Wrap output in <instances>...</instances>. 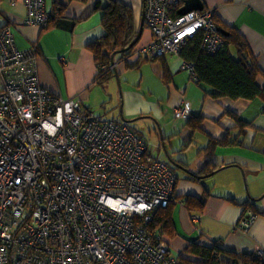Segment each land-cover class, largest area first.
<instances>
[{
    "label": "built area",
    "instance_id": "1",
    "mask_svg": "<svg viewBox=\"0 0 264 264\" xmlns=\"http://www.w3.org/2000/svg\"><path fill=\"white\" fill-rule=\"evenodd\" d=\"M185 1L144 0L152 38L123 60L178 54L199 34L203 49L219 50L225 37L215 11L181 13ZM24 3L26 24L46 27V0ZM15 30L0 29V264H179L166 238L147 225L177 202L173 168L124 122L96 117L80 97L44 86L37 45L20 49ZM120 61L101 70L115 71ZM181 68L196 78L191 63ZM174 113L189 118L191 108Z\"/></svg>",
    "mask_w": 264,
    "mask_h": 264
},
{
    "label": "crops",
    "instance_id": "2",
    "mask_svg": "<svg viewBox=\"0 0 264 264\" xmlns=\"http://www.w3.org/2000/svg\"><path fill=\"white\" fill-rule=\"evenodd\" d=\"M54 1L46 0V5L58 13ZM109 1L70 0L64 16L82 20L73 28H42L26 24L24 0H0V29L15 25L20 49L37 45L36 66L48 89L80 97L99 118L124 122L147 141L149 149L153 135L160 147L165 145L167 158L159 160L178 173L174 189L178 201L169 209L175 232L166 234L176 257L191 242L207 247L218 243L237 252L243 264L242 255L264 250V94L254 99L215 97L181 68L185 61L181 53L136 57L132 67L122 60L113 74L100 78L91 45L105 34L100 7ZM118 1L131 9L132 29L138 35L141 31L135 47L148 43L152 33L142 29L144 0ZM202 1L223 26L234 28L245 39L261 69L257 82L264 87V0ZM136 38L129 36L130 44ZM230 49L237 56L236 46ZM182 104L191 108L189 118L175 116V108ZM224 137L241 143L212 146L213 140ZM209 162L216 169L193 179L192 174ZM187 196L203 199L202 205L190 206ZM253 213L257 215L251 225L242 227L241 220Z\"/></svg>",
    "mask_w": 264,
    "mask_h": 264
},
{
    "label": "trees",
    "instance_id": "3",
    "mask_svg": "<svg viewBox=\"0 0 264 264\" xmlns=\"http://www.w3.org/2000/svg\"><path fill=\"white\" fill-rule=\"evenodd\" d=\"M69 1H54V6L58 13L51 12L49 25L46 28L53 27V25L73 28L82 20L81 18L66 19L63 13ZM56 5L58 6L56 7ZM96 9H99V7H96ZM100 9L104 12L103 26L105 34L93 43L91 47L100 68V78H105L113 74L114 70L105 72L101 70V66L103 64H110L111 57L115 52V61L123 60L126 56L130 55L136 47L134 45V47L125 50L130 45L129 36L136 38L138 31L132 29L130 23L132 11L124 3L118 0H110L105 6L100 7ZM214 19L218 30L225 37V43L219 50L211 53L203 49L202 36L199 34L183 46L180 51L185 61L193 65L196 82L208 92L211 90V94L215 97L228 96L233 99H254L263 95L264 87L260 86L257 82L261 69L256 59L249 53L245 39L234 28L223 26L215 17V14ZM232 45L236 46L238 50L237 56L231 52L230 47ZM117 55L118 57H116ZM142 57L157 58L162 56L144 55ZM137 59L139 60L141 57ZM124 61L127 67L137 64L134 63V59H125ZM240 126H245V123L240 122ZM197 127L199 128V125ZM240 143L241 141L238 138L230 140L228 137H224L213 140L212 146ZM212 169H216V166L209 162L198 173H193L192 178L199 180L203 178L204 175L202 174H211ZM176 199L178 201L177 195ZM185 200L190 206L196 204L200 207L203 203V199L191 196H187ZM172 204L166 208H159L155 212L153 219L147 224L149 230L163 235L164 238H166L167 233L173 235L175 232L169 210ZM166 240L168 241L167 238ZM169 248H171L170 245ZM242 256L244 259L243 264H264V259H259L257 255L250 257L246 255ZM177 258L179 264H240V255L237 252L225 249L218 243L212 247H207L196 242H191Z\"/></svg>",
    "mask_w": 264,
    "mask_h": 264
},
{
    "label": "water",
    "instance_id": "4",
    "mask_svg": "<svg viewBox=\"0 0 264 264\" xmlns=\"http://www.w3.org/2000/svg\"><path fill=\"white\" fill-rule=\"evenodd\" d=\"M204 8H205V5H204L202 0H186L185 1V5L180 9V12L181 13H186V12L192 10V9L203 10ZM142 24H143V26H142V29H143L145 27L144 26L145 25L144 24V19H142ZM140 36H141V31H140L139 35L137 36V38L134 39V41L125 50H128L131 47H133L138 42V40L140 39ZM115 54H116V52L112 55L111 62H115V60H114ZM118 75H119L118 72H116L117 78H119ZM164 149H166V148L164 147Z\"/></svg>",
    "mask_w": 264,
    "mask_h": 264
},
{
    "label": "rangeland",
    "instance_id": "5",
    "mask_svg": "<svg viewBox=\"0 0 264 264\" xmlns=\"http://www.w3.org/2000/svg\"><path fill=\"white\" fill-rule=\"evenodd\" d=\"M92 114L94 116L98 117V115L95 112H92ZM155 136L153 135L152 143H150L149 152L152 155V157L164 160L165 159L164 157L167 158L166 154L168 152L166 151V149H164L163 146L160 147L159 143L157 141H155V139H156ZM175 172H177V170H175ZM176 174H178V173H176ZM171 251H172L171 253H173L172 255H174V256L177 255V252L175 251V249H173V250L171 249Z\"/></svg>",
    "mask_w": 264,
    "mask_h": 264
}]
</instances>
